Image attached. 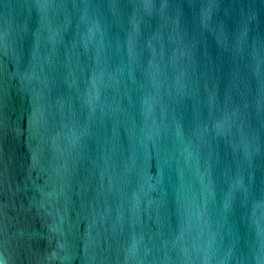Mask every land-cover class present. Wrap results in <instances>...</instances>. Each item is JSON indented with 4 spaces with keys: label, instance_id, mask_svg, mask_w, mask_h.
Wrapping results in <instances>:
<instances>
[{
    "label": "water",
    "instance_id": "95a60500",
    "mask_svg": "<svg viewBox=\"0 0 264 264\" xmlns=\"http://www.w3.org/2000/svg\"><path fill=\"white\" fill-rule=\"evenodd\" d=\"M0 264H264V0H0Z\"/></svg>",
    "mask_w": 264,
    "mask_h": 264
}]
</instances>
